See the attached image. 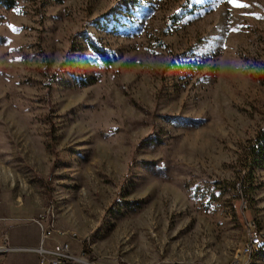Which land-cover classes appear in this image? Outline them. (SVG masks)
I'll list each match as a JSON object with an SVG mask.
<instances>
[{
  "label": "rangeland",
  "instance_id": "rangeland-1",
  "mask_svg": "<svg viewBox=\"0 0 264 264\" xmlns=\"http://www.w3.org/2000/svg\"><path fill=\"white\" fill-rule=\"evenodd\" d=\"M14 1L0 3V194L81 237L87 263L70 262L247 260L264 234V166L240 187L264 127V0Z\"/></svg>",
  "mask_w": 264,
  "mask_h": 264
},
{
  "label": "crops",
  "instance_id": "crops-1",
  "mask_svg": "<svg viewBox=\"0 0 264 264\" xmlns=\"http://www.w3.org/2000/svg\"><path fill=\"white\" fill-rule=\"evenodd\" d=\"M40 211L39 206L34 203H24L22 198L18 200L17 196L2 191L0 194V245L9 249L0 252V264H38L39 254L34 248L41 246L44 249H52L57 243L66 242L71 251H79L82 246L81 237L72 236L70 233H53L41 244L40 228L31 220ZM156 264L188 263L164 261Z\"/></svg>",
  "mask_w": 264,
  "mask_h": 264
},
{
  "label": "trees",
  "instance_id": "trees-1",
  "mask_svg": "<svg viewBox=\"0 0 264 264\" xmlns=\"http://www.w3.org/2000/svg\"><path fill=\"white\" fill-rule=\"evenodd\" d=\"M0 3L7 7H13L15 4L14 0H0ZM106 16V15H104ZM106 22H109V19H106ZM88 44L91 50L101 59V61L105 63H110L114 60V55L111 54L107 49L101 47L94 39L87 36ZM261 82H264V74L259 75L257 77ZM244 153L241 156V168L245 171L241 175V184L240 187L247 186V190L254 189V171L257 168H261L264 166V127L261 128L257 134L249 139L246 146L243 148ZM245 182V184H244ZM85 244V242H84ZM264 249V241H262L259 245L254 246L252 249V253L257 251L258 249ZM251 257V256H250ZM101 264H116L117 260L112 263H108L105 261H99Z\"/></svg>",
  "mask_w": 264,
  "mask_h": 264
},
{
  "label": "built area",
  "instance_id": "built-area-1",
  "mask_svg": "<svg viewBox=\"0 0 264 264\" xmlns=\"http://www.w3.org/2000/svg\"><path fill=\"white\" fill-rule=\"evenodd\" d=\"M51 208L48 207L42 213H40L37 218H33L32 220L39 226L40 228V240L41 244L44 239L51 237L53 233L64 234L65 231L61 228L56 227L53 224L52 216H51ZM264 234H254V231L248 234L247 238V247H245V252H243V256L246 257L249 254V249L254 246L259 245L262 242ZM4 250H0V252H4L7 249L1 248ZM35 251L39 254L38 264H62L70 262V254L72 251L69 249V246L66 242L57 243L52 249H44L41 246L34 248ZM83 255V254H82ZM83 262L87 263L86 259L83 257ZM243 261L242 264H244Z\"/></svg>",
  "mask_w": 264,
  "mask_h": 264
},
{
  "label": "bare ground",
  "instance_id": "bare-ground-1",
  "mask_svg": "<svg viewBox=\"0 0 264 264\" xmlns=\"http://www.w3.org/2000/svg\"><path fill=\"white\" fill-rule=\"evenodd\" d=\"M254 234H263V233L255 230ZM262 241H264V237H263ZM245 247H247V241L243 244V252H245ZM252 249H253V247L251 249H249V254H247V260H246V262H244V264H248L250 256L252 255ZM70 261L83 262V257L80 255H75L72 252V254H70Z\"/></svg>",
  "mask_w": 264,
  "mask_h": 264
},
{
  "label": "snow or ice",
  "instance_id": "snow-or-ice-1",
  "mask_svg": "<svg viewBox=\"0 0 264 264\" xmlns=\"http://www.w3.org/2000/svg\"><path fill=\"white\" fill-rule=\"evenodd\" d=\"M229 3L233 4V5H237V6H240L237 4V0H228ZM17 11H19V9H17ZM236 30V29H234Z\"/></svg>",
  "mask_w": 264,
  "mask_h": 264
},
{
  "label": "water",
  "instance_id": "water-1",
  "mask_svg": "<svg viewBox=\"0 0 264 264\" xmlns=\"http://www.w3.org/2000/svg\"><path fill=\"white\" fill-rule=\"evenodd\" d=\"M62 264H80V263H76V262H69V263H62Z\"/></svg>",
  "mask_w": 264,
  "mask_h": 264
}]
</instances>
